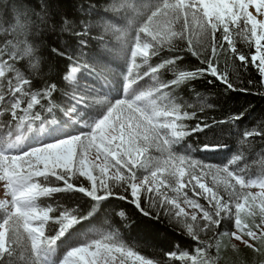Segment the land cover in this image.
Wrapping results in <instances>:
<instances>
[{
    "label": "snow or ice",
    "instance_id": "snow-or-ice-1",
    "mask_svg": "<svg viewBox=\"0 0 264 264\" xmlns=\"http://www.w3.org/2000/svg\"><path fill=\"white\" fill-rule=\"evenodd\" d=\"M249 92L264 0H0V264H264Z\"/></svg>",
    "mask_w": 264,
    "mask_h": 264
},
{
    "label": "trees",
    "instance_id": "trees-1",
    "mask_svg": "<svg viewBox=\"0 0 264 264\" xmlns=\"http://www.w3.org/2000/svg\"><path fill=\"white\" fill-rule=\"evenodd\" d=\"M200 90L205 91V89L202 86H201ZM220 91H222V89ZM224 95L228 97L229 103L231 105L250 102V103H252L254 108L257 110L264 108V98L256 97L250 92L249 93H227ZM210 100H211V97H210ZM213 114H215V113H213ZM223 151H226V150L218 149V150H216V152L210 153L209 158L212 159L213 162L218 163L219 162L218 153L223 152ZM197 155H199V154L197 153ZM201 158H203V157L201 156ZM93 222H96L95 218H93ZM85 223H88V222L86 221Z\"/></svg>",
    "mask_w": 264,
    "mask_h": 264
}]
</instances>
